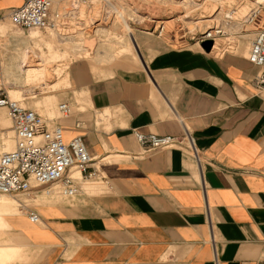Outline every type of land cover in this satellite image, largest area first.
I'll return each mask as SVG.
<instances>
[{
    "label": "crops",
    "instance_id": "crops-1",
    "mask_svg": "<svg viewBox=\"0 0 264 264\" xmlns=\"http://www.w3.org/2000/svg\"><path fill=\"white\" fill-rule=\"evenodd\" d=\"M25 1L0 0V22ZM128 35L116 45L120 53L132 45L140 66L96 70L74 62L64 78L84 103L59 123L64 138L82 136L104 181L82 182L71 199L43 202L37 195L44 204L28 208L38 223L19 202L3 199L0 264L264 262V92L254 83L257 68L244 55L217 57L195 46L144 61ZM49 98L53 103L55 95ZM0 110L4 135L10 128ZM135 131L182 144L145 153Z\"/></svg>",
    "mask_w": 264,
    "mask_h": 264
},
{
    "label": "rangeland",
    "instance_id": "rangeland-1",
    "mask_svg": "<svg viewBox=\"0 0 264 264\" xmlns=\"http://www.w3.org/2000/svg\"><path fill=\"white\" fill-rule=\"evenodd\" d=\"M262 1L109 0L105 4L100 0H52L53 11L65 15L54 29L22 31L15 28L7 16L0 22V90L10 99H25L22 105L44 119L63 122L65 120L58 119L60 102H69L73 111L84 110L82 93L74 91L71 84L69 88L64 86V78L67 74L69 78L68 69L72 63H86L96 70L140 66L133 56L132 45L128 46L131 51L126 53H120L122 49L117 46L122 39L130 40L128 33L133 40L135 37L144 61L151 60L158 52H178L193 46L203 51L196 40L204 31L209 32L215 26L221 29L222 35L215 41L217 50L211 55L220 57L224 53H231L247 57L253 28L245 27L241 18L256 4H264ZM229 12H237L239 16L234 15V20H227L225 15ZM183 16L187 18H182ZM199 17L201 21L210 22L194 26L193 23ZM144 19L146 20L142 22ZM152 19L168 24L157 26L151 23ZM107 53L111 55V59L101 57ZM35 70H40L42 74L34 76L32 73ZM50 95H55L53 103L50 102ZM5 114V123L11 129L7 112ZM2 129H5L4 126L0 128ZM10 129L4 135L0 132V152L4 148V152L14 148V135ZM90 184L91 182H85V187L91 186ZM47 190H50L49 194H45ZM37 195L41 196L43 202H47L46 198L49 196L59 199L64 197L58 184H55L38 187L27 195H0V203L9 198L19 202L21 206L44 204ZM17 239L20 240L19 237Z\"/></svg>",
    "mask_w": 264,
    "mask_h": 264
},
{
    "label": "built area",
    "instance_id": "built-area-1",
    "mask_svg": "<svg viewBox=\"0 0 264 264\" xmlns=\"http://www.w3.org/2000/svg\"><path fill=\"white\" fill-rule=\"evenodd\" d=\"M101 1L105 4L109 2ZM7 17L19 30L44 31L54 29L65 15L53 11L52 0H26L20 7L10 10ZM225 19L234 18L226 15ZM242 23L245 27L253 28L254 37L250 41L246 59L257 68L254 83L257 89L264 92V5L259 3L250 8L242 18ZM212 29L200 35L196 44L211 41L213 49L222 31L218 26ZM0 109H6L15 143L11 151L0 153V195H27L38 187L58 184L64 197L73 198L79 193L81 182L104 181L96 158L86 151L82 136L77 135L66 141L64 129L58 122L44 119L23 106L21 101L10 99L1 90ZM58 113L59 120H67L72 117L73 108L68 102H60ZM81 126L80 122L75 123L76 128ZM133 134L145 153L182 144L181 140L171 136L142 134L138 131ZM19 208L26 210L30 222H39V215L35 211L27 206L20 205Z\"/></svg>",
    "mask_w": 264,
    "mask_h": 264
},
{
    "label": "bare ground",
    "instance_id": "bare-ground-1",
    "mask_svg": "<svg viewBox=\"0 0 264 264\" xmlns=\"http://www.w3.org/2000/svg\"><path fill=\"white\" fill-rule=\"evenodd\" d=\"M97 1V0H96ZM101 1V0H100ZM262 2H264V0L262 1ZM101 3H102V1H101ZM261 4H263V3H261ZM111 5V4H110ZM264 5V4H263ZM238 13H240V12H238ZM227 15V17H231V19H233L234 18V15H238L239 16V14H237V12H235V13H228V14H226ZM225 15V16H226ZM246 15V14H245ZM119 16V15H118ZM244 17V16H243ZM120 18V17H119ZM182 18H187V16H183ZM193 19V18H192ZM240 19V18H239ZM242 19V18H241ZM146 19H144L142 22H144ZM202 19H200V17L199 18H197V21H196V23H193V25L195 26V25H197L198 26V24H201V23H205V22H210V21H201ZM234 20V19H233ZM172 22V21H171ZM151 23H155V25H164L165 26V24H168V22H163V21H161V20H158V21H154L153 19L151 20ZM192 23V22H191ZM191 23H188V24H191ZM187 24V23H186ZM156 26V27H157ZM209 29H211V28H209ZM162 30V29H161ZM203 33H207V31H204ZM31 36V35H30ZM253 37H254V35H253ZM134 45H135V43H134ZM136 46V45H135ZM217 50V48L215 47V43H214V47H213V49L210 51V53L209 54H212L213 53V51L214 50ZM212 52V53H211ZM248 54V53H247ZM107 56V55H106ZM103 58V57H102ZM34 76L35 75H41L42 74V72L40 71V70H35V71H33V73H32ZM12 100H14V99H12ZM15 101H18V102H20L21 101V103H22V101H24V99H22V100H15ZM10 125H11V123H10ZM13 142H14V140H13ZM14 145H15V143H14ZM5 196H7V195H5Z\"/></svg>",
    "mask_w": 264,
    "mask_h": 264
},
{
    "label": "water",
    "instance_id": "water-1",
    "mask_svg": "<svg viewBox=\"0 0 264 264\" xmlns=\"http://www.w3.org/2000/svg\"><path fill=\"white\" fill-rule=\"evenodd\" d=\"M212 46L213 43L211 41H205L200 44V48L207 54L210 53Z\"/></svg>",
    "mask_w": 264,
    "mask_h": 264
}]
</instances>
